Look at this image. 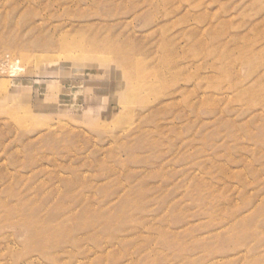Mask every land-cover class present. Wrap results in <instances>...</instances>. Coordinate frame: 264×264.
Instances as JSON below:
<instances>
[{
  "label": "rangeland",
  "instance_id": "rangeland-1",
  "mask_svg": "<svg viewBox=\"0 0 264 264\" xmlns=\"http://www.w3.org/2000/svg\"><path fill=\"white\" fill-rule=\"evenodd\" d=\"M0 264H264V0H0Z\"/></svg>",
  "mask_w": 264,
  "mask_h": 264
}]
</instances>
